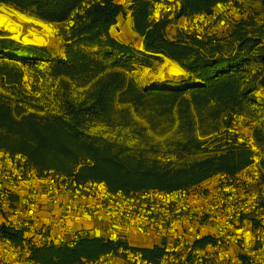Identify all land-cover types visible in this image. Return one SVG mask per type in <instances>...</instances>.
<instances>
[{"label": "trees", "instance_id": "obj_1", "mask_svg": "<svg viewBox=\"0 0 264 264\" xmlns=\"http://www.w3.org/2000/svg\"><path fill=\"white\" fill-rule=\"evenodd\" d=\"M221 1L225 0H180L178 17L209 12ZM247 1L251 5L247 17L223 32L220 43L210 44L180 32L165 37V20L149 19V0H132L126 8L115 0H0V5L55 25L63 49V55L55 56L48 45H23L0 29V57L48 61L47 75L60 87L71 81L85 88L80 100L62 98L59 113L26 112L0 94V149L25 155L38 172L76 171L80 179L104 182L111 190L170 191L219 173L235 174L249 163L252 153L247 141L239 142V134L230 131L233 116L245 113L250 87L242 64L246 52L264 39V26H258L253 15L264 11V0ZM127 11L133 30L141 37V49L110 33ZM161 57L191 75L185 86L147 88L129 75L135 62L148 67ZM0 69L1 77L8 75L5 65ZM148 104L160 114L177 116L183 137L175 143L176 161L150 159L83 132L86 121L106 122L117 105L137 108ZM251 134L264 152V131L255 127ZM198 152L204 157L183 161V155ZM2 237L19 239L0 225ZM118 245L82 236L72 248L40 246L31 248L30 254L36 264H82L116 252ZM142 252L151 260L160 255L158 248H143Z\"/></svg>", "mask_w": 264, "mask_h": 264}, {"label": "built area", "instance_id": "obj_2", "mask_svg": "<svg viewBox=\"0 0 264 264\" xmlns=\"http://www.w3.org/2000/svg\"><path fill=\"white\" fill-rule=\"evenodd\" d=\"M149 2L165 37L180 32L210 44L251 9L247 0H225L178 17L180 0ZM246 141L252 153L240 171L170 191L111 190L76 171L38 172L25 155L0 149V225L19 235L0 238V264H36L31 248H72L82 236L119 244L82 264H264V152ZM143 248L160 255L151 260Z\"/></svg>", "mask_w": 264, "mask_h": 264}, {"label": "rangeland", "instance_id": "obj_3", "mask_svg": "<svg viewBox=\"0 0 264 264\" xmlns=\"http://www.w3.org/2000/svg\"><path fill=\"white\" fill-rule=\"evenodd\" d=\"M132 0H124L123 8ZM14 14L17 12L25 17L34 18L29 13H20L12 7L0 5V9ZM1 11V10H0ZM255 16L256 24L264 26V11ZM123 15L119 18L122 19ZM19 23V36L14 38V34L8 30L12 39L23 45H48L55 51V56L63 55L62 41L57 35L58 29L55 25L46 23L45 27L37 24L19 20L16 16L11 17ZM125 19V18H124ZM129 23L120 21L122 30L117 36L124 35L125 40H130ZM124 30V31H123ZM253 34V33H251ZM23 36L31 39H37L38 43L23 42ZM133 46L141 49L142 45L137 43V37L133 38ZM36 41V42H37ZM259 46H264V39L257 40L248 50L247 59L242 64L244 67L243 75L245 81L248 80L249 91L246 97L245 113L235 115L231 131L238 133L239 137L247 140L252 136L253 128H259L264 131V50L259 51ZM264 48V47H262ZM230 56L229 52H225ZM262 55V56H260ZM170 60V59H169ZM171 61V60H170ZM173 62V61H171ZM175 63V62H173ZM5 65L8 75L0 76V94L8 96L10 102L17 103L26 112L59 113L62 105V98L77 101L83 98L85 88L76 86L71 81H65L66 85L60 87L57 80L47 75L48 61L41 59L9 58L0 57V68ZM166 60L161 57L160 60H153L151 66L134 63V69L129 73L135 82L140 86L152 87H183L187 83L190 74L181 66L183 73L175 76L169 73ZM1 72V69H0ZM19 80L15 84L12 81ZM198 82V81H197ZM84 133L92 137H101L108 141L130 148L132 151L140 152L150 159L160 161L173 160L175 157V143L183 137V131L177 128V116L160 114L149 104L134 108L132 106H115L112 115L106 122L95 119L86 121L83 129ZM204 157L201 152L183 155V161L198 160ZM179 162V161H178ZM133 244H143L144 241L133 238Z\"/></svg>", "mask_w": 264, "mask_h": 264}, {"label": "bare ground", "instance_id": "obj_4", "mask_svg": "<svg viewBox=\"0 0 264 264\" xmlns=\"http://www.w3.org/2000/svg\"><path fill=\"white\" fill-rule=\"evenodd\" d=\"M0 28H3L5 30H8L10 32H12L14 34V38L19 36V23L17 21H14L11 17L12 16H16L19 20L25 21V22H30V23H34L37 24L41 27H45L44 22H42L41 20L36 21L32 18L29 17H25L23 14H19L17 12H14V14H11L9 12H7L4 9H0ZM37 39H31L27 36H23V42L26 43H38ZM164 59L166 60V65L169 69V73L171 75H175L178 76L180 74L183 73L182 69L176 64L171 62L169 59H167L166 57H164Z\"/></svg>", "mask_w": 264, "mask_h": 264}, {"label": "crops", "instance_id": "obj_5", "mask_svg": "<svg viewBox=\"0 0 264 264\" xmlns=\"http://www.w3.org/2000/svg\"><path fill=\"white\" fill-rule=\"evenodd\" d=\"M123 1L124 0H115V2H117V3L121 4V5L124 4ZM121 20H124V23H129V25H130V29H126V28L124 29L125 31L130 30V33L131 34H128L130 36V38H131L130 40H125L124 39V35L117 36V35H119V33H122V30H117V28H120V21ZM115 30H117V34L115 33ZM110 33H111L112 36H114L120 42H123L125 44H131V45H133V43H132L134 41L133 38L137 37V43H140V45H142V43H141V37L133 30L132 19H131L130 14H129L128 11L126 12V14L123 15L122 19H120L118 17L116 25H114V26H112L110 28Z\"/></svg>", "mask_w": 264, "mask_h": 264}]
</instances>
